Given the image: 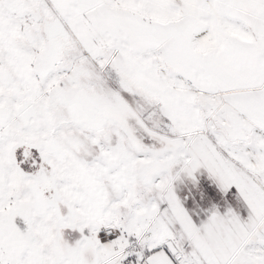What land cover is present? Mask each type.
Listing matches in <instances>:
<instances>
[{
	"label": "snow or ice",
	"instance_id": "snow-or-ice-1",
	"mask_svg": "<svg viewBox=\"0 0 264 264\" xmlns=\"http://www.w3.org/2000/svg\"><path fill=\"white\" fill-rule=\"evenodd\" d=\"M0 264H264V0H0Z\"/></svg>",
	"mask_w": 264,
	"mask_h": 264
}]
</instances>
